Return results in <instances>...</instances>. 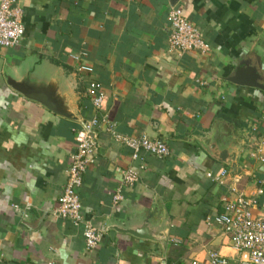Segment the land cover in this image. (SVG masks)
<instances>
[{"label":"crops","instance_id":"1","mask_svg":"<svg viewBox=\"0 0 264 264\" xmlns=\"http://www.w3.org/2000/svg\"><path fill=\"white\" fill-rule=\"evenodd\" d=\"M17 2L23 37L0 46V264H181L210 252L237 261L213 217L230 187L255 200V214L264 208V89L229 80L253 68L264 86V0ZM172 7L199 28L208 52L169 50ZM76 53L91 73L77 72ZM91 79L104 92L106 121L77 188L83 216L102 233L86 249L81 226L56 208L74 131L95 112ZM13 81L46 89L68 116ZM115 132L160 140L169 154L132 158ZM213 150L233 159L222 163ZM223 169V184L207 176ZM124 170L138 179L114 205Z\"/></svg>","mask_w":264,"mask_h":264},{"label":"built area","instance_id":"2","mask_svg":"<svg viewBox=\"0 0 264 264\" xmlns=\"http://www.w3.org/2000/svg\"><path fill=\"white\" fill-rule=\"evenodd\" d=\"M22 9L17 0H0V46L13 47L17 45L24 34L21 21ZM169 26L168 47L170 51L200 52L210 50L209 44L203 39L199 28L191 23L179 7H172L167 14ZM76 61L78 73H91L92 66L81 61L79 53L72 56ZM86 93L95 112L91 118L82 122L74 131L76 149L71 154L70 163L66 171V182L58 198L56 213L59 217L69 221L73 226H81V233L86 249L96 247L101 239V231L82 214V205L77 188L82 183V176L88 164L94 160L97 150L96 128L106 121L101 114L104 92L93 79L88 81ZM112 130V125H108ZM115 138L130 148L132 158H139L141 152H147L158 157L169 154L167 145L156 139L141 134L136 136L114 133ZM264 142V138H263ZM257 150H260L258 147ZM264 160L262 156H258ZM228 174L223 169L211 177L219 184ZM138 175L133 170H124L117 189L112 194V202L118 204L123 199V189L131 187L137 181ZM231 198L224 197L222 211L213 217V221L229 235L233 248L239 253L237 261H232L218 252H210L205 259L190 258L181 264H264V208L260 214H255L253 206L255 200L236 191L235 187L228 189Z\"/></svg>","mask_w":264,"mask_h":264},{"label":"water","instance_id":"3","mask_svg":"<svg viewBox=\"0 0 264 264\" xmlns=\"http://www.w3.org/2000/svg\"><path fill=\"white\" fill-rule=\"evenodd\" d=\"M239 71L240 72L235 73V75L229 77V80L235 84L251 85V86L258 87L260 89H264L263 84L257 81L258 80L256 77L257 75L254 72L255 70L253 68L252 69L249 68L248 71L246 72H242V70H239ZM11 85L21 94H23L25 97L32 98V99H35L41 102L47 108H49L50 110L60 115L68 116V113H66L61 107L60 102L56 100L55 98L49 97V91H47L46 89L28 87L26 85H23L22 83H16L14 81L11 82ZM225 151L226 152L220 153V152H216L213 150V152H210L209 155H211V157H213L214 159L222 163L229 164L230 160L233 159L234 154L233 152H228V150H225ZM226 153H230V156H228V154ZM120 230L132 233L136 235L138 238H142V239L147 238V236L143 235V233L140 231L137 232V231L130 230V229H127V230L120 229ZM150 239H151V236H150Z\"/></svg>","mask_w":264,"mask_h":264}]
</instances>
